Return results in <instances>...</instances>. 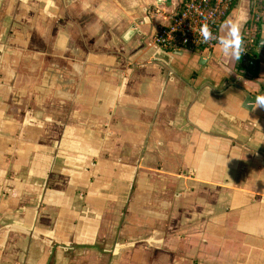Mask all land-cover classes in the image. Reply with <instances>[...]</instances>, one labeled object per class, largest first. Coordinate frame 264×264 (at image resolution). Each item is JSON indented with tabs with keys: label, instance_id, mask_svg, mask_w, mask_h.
Listing matches in <instances>:
<instances>
[{
	"label": "crops",
	"instance_id": "obj_1",
	"mask_svg": "<svg viewBox=\"0 0 264 264\" xmlns=\"http://www.w3.org/2000/svg\"><path fill=\"white\" fill-rule=\"evenodd\" d=\"M180 3L0 0V264H264V22L251 72L150 44Z\"/></svg>",
	"mask_w": 264,
	"mask_h": 264
},
{
	"label": "built area",
	"instance_id": "obj_2",
	"mask_svg": "<svg viewBox=\"0 0 264 264\" xmlns=\"http://www.w3.org/2000/svg\"><path fill=\"white\" fill-rule=\"evenodd\" d=\"M235 0H181L171 22L162 25L153 36L150 44L159 46L165 50L190 49H213L218 42L213 40L197 43L199 39L193 31L199 30L202 23L207 21L214 35H223L221 26L228 17ZM264 22V0H255L250 27L244 35L245 52L240 58V63L253 70L258 68V60L254 54L255 35L253 24ZM253 26V27H252Z\"/></svg>",
	"mask_w": 264,
	"mask_h": 264
},
{
	"label": "clouds",
	"instance_id": "obj_3",
	"mask_svg": "<svg viewBox=\"0 0 264 264\" xmlns=\"http://www.w3.org/2000/svg\"><path fill=\"white\" fill-rule=\"evenodd\" d=\"M133 6H136V0H133ZM224 34L214 35L207 21L201 24L199 30L193 29L197 34V43L207 44L210 41H217L220 46L222 55H228L235 61H239L245 50L244 36L242 34L241 25L232 18H228L223 23ZM133 32L131 30L123 33L122 39L127 42L130 41ZM69 37L63 35L57 40V47L61 50H67ZM261 47V44L259 45ZM259 50V47H258ZM160 50H157L159 54ZM249 106L253 111L257 108L264 109V94L255 95L254 100L248 101Z\"/></svg>",
	"mask_w": 264,
	"mask_h": 264
},
{
	"label": "water",
	"instance_id": "obj_4",
	"mask_svg": "<svg viewBox=\"0 0 264 264\" xmlns=\"http://www.w3.org/2000/svg\"><path fill=\"white\" fill-rule=\"evenodd\" d=\"M134 29H135V27L134 26H132L131 28H129L128 29V31L129 30H131L132 32L134 31ZM260 43H264V38L262 37V38H260ZM264 45V44H263ZM251 99H253V98H251V97H249L248 99H247V101L246 102H248L249 100H251Z\"/></svg>",
	"mask_w": 264,
	"mask_h": 264
},
{
	"label": "trees",
	"instance_id": "obj_5",
	"mask_svg": "<svg viewBox=\"0 0 264 264\" xmlns=\"http://www.w3.org/2000/svg\"><path fill=\"white\" fill-rule=\"evenodd\" d=\"M242 65V64H241ZM245 69H247V70H249V71H251V72H255V70H253L252 68H250V67H246V66H244V65H242Z\"/></svg>",
	"mask_w": 264,
	"mask_h": 264
}]
</instances>
